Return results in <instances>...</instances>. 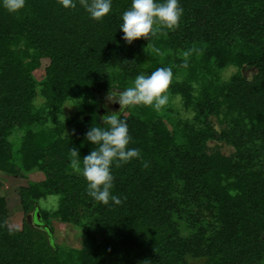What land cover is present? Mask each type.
Segmentation results:
<instances>
[{"label": "trees", "instance_id": "16d2710c", "mask_svg": "<svg viewBox=\"0 0 264 264\" xmlns=\"http://www.w3.org/2000/svg\"><path fill=\"white\" fill-rule=\"evenodd\" d=\"M75 2L27 0L19 15L0 8V174H43L18 196L26 218L35 211L50 229L27 219L8 227L0 197V264H264V0H179L178 27L130 45L119 29L131 0H113L100 22ZM160 67L173 71L168 104L123 114L140 158L112 167L122 202H95L82 159L98 148L85 139L103 126L97 95ZM67 102L75 113L60 123ZM52 195L49 214L38 201ZM50 217L79 229L78 250L53 243Z\"/></svg>", "mask_w": 264, "mask_h": 264}, {"label": "clouds", "instance_id": "9594fccd", "mask_svg": "<svg viewBox=\"0 0 264 264\" xmlns=\"http://www.w3.org/2000/svg\"><path fill=\"white\" fill-rule=\"evenodd\" d=\"M113 0H80L90 19L102 21L112 12ZM27 0H0V8L9 14L19 15L26 10ZM65 9H75V0H62ZM179 0H131V7L122 14L119 31L129 45L144 38L149 41L158 32V26L173 29L179 26L183 16ZM173 80V71L160 67L151 75L139 74L131 86L123 90H110L106 96L109 103L119 104V111H108L99 117L103 126H91L86 133V141L98 145L83 157L82 175L87 182V194L95 201L108 205H120L121 199L112 194L114 176L112 167L140 158V151L130 148L132 137L128 122L123 119V111L132 106H150L159 111L169 102L168 89ZM107 107V106H106ZM72 156L80 159L79 151L71 150ZM147 167V164H145Z\"/></svg>", "mask_w": 264, "mask_h": 264}, {"label": "rangeland", "instance_id": "374dc122", "mask_svg": "<svg viewBox=\"0 0 264 264\" xmlns=\"http://www.w3.org/2000/svg\"><path fill=\"white\" fill-rule=\"evenodd\" d=\"M43 66L46 65L45 62L42 64ZM43 66H41L40 69H38L34 73L35 79L40 82L44 79V73H43ZM235 71L234 68L226 69L222 72V78L226 79L228 78L233 72ZM243 75L247 78H250L254 73V69H243L242 70ZM107 94H98V99L102 100V103L100 105V112L104 116L107 114L108 111H119L120 105L117 104V107H115L116 104L109 103L106 100ZM174 103V108L179 112V115L183 118H190L191 114L186 112L180 105L179 99L176 98ZM41 100L37 102L38 106L40 105ZM107 106V107H106ZM128 108L123 111V114H127ZM75 113V107L72 102H67L63 108L62 113L58 116L60 123H65L69 117H72ZM72 132V129L66 128L65 133ZM10 141L14 143V150L17 148L19 139L17 137H11ZM212 146H216L220 152L224 155H229L232 153V148L229 146H226L223 143H212ZM43 180V174L40 172H30L27 173L24 176H9L5 174H0V197H3L7 204L8 209V217H7V225L10 228H16L20 229L23 225L24 220L26 219V216L23 214L20 202H19V196L18 192L21 187H27L29 184H35L40 183ZM58 202L59 197L52 195L48 196L45 199H41L38 201V207L42 211H46L49 214H52L54 211L58 208ZM30 226H34L35 218H31V216L27 219ZM49 222L51 224V227L53 228V234L51 236L53 243L60 247L63 250L66 249H79L81 242H80V231L78 228L73 227L69 224H62L60 221H58L55 218L50 217ZM37 228V227H36ZM41 229V228H40ZM49 233V231L47 230Z\"/></svg>", "mask_w": 264, "mask_h": 264}, {"label": "water", "instance_id": "95a60500", "mask_svg": "<svg viewBox=\"0 0 264 264\" xmlns=\"http://www.w3.org/2000/svg\"><path fill=\"white\" fill-rule=\"evenodd\" d=\"M115 107H117V104L115 105ZM34 218H35V226L37 227V228H45V229H47L48 231H49V233H50V229L48 228V226H45V225H43L41 222V219H40V216H39V214L37 213V212H35V214H34Z\"/></svg>", "mask_w": 264, "mask_h": 264}, {"label": "flooded vegetation", "instance_id": "af4514ba", "mask_svg": "<svg viewBox=\"0 0 264 264\" xmlns=\"http://www.w3.org/2000/svg\"><path fill=\"white\" fill-rule=\"evenodd\" d=\"M34 214H35V211H33V212H31L28 216H27V218L26 219H28L30 216H31V218H33L34 217ZM42 223V222H41ZM43 225H45L44 223H42ZM34 226H35V223H34ZM46 226V225H45Z\"/></svg>", "mask_w": 264, "mask_h": 264}]
</instances>
